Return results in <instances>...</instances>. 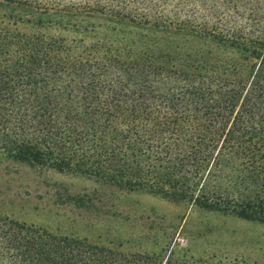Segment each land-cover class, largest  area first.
Wrapping results in <instances>:
<instances>
[{"label":"trees","instance_id":"trees-1","mask_svg":"<svg viewBox=\"0 0 264 264\" xmlns=\"http://www.w3.org/2000/svg\"><path fill=\"white\" fill-rule=\"evenodd\" d=\"M82 14L154 39L43 31L79 27ZM2 17L1 154L264 224V0H0ZM181 37L200 48L187 51ZM186 257L122 252L0 216V264Z\"/></svg>","mask_w":264,"mask_h":264},{"label":"rangeland","instance_id":"rangeland-1","mask_svg":"<svg viewBox=\"0 0 264 264\" xmlns=\"http://www.w3.org/2000/svg\"><path fill=\"white\" fill-rule=\"evenodd\" d=\"M6 22L0 19V24ZM72 22L79 27L43 31L86 42L132 44L142 42L145 35L154 39L145 29L100 14H82ZM179 39L189 52L200 48ZM0 216L122 252L168 255L173 251L187 256L190 264H264V224L128 191L86 175L29 166L1 153Z\"/></svg>","mask_w":264,"mask_h":264}]
</instances>
